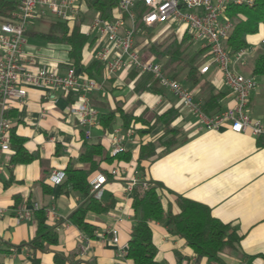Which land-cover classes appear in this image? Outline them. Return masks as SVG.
I'll return each instance as SVG.
<instances>
[{
	"label": "crops",
	"instance_id": "obj_1",
	"mask_svg": "<svg viewBox=\"0 0 264 264\" xmlns=\"http://www.w3.org/2000/svg\"><path fill=\"white\" fill-rule=\"evenodd\" d=\"M13 1L17 6L19 0ZM89 19L85 14L80 23L82 33ZM47 24L45 31L32 30L29 24L25 32L45 33L49 28ZM25 35V57L33 56L36 63L54 67L58 72L67 68L70 62L67 46ZM85 35L88 41L82 49L80 67L75 69L88 75L84 68L96 60L94 54L99 41L95 34ZM181 35L175 33L177 37ZM246 41V58L234 61L233 66L238 72L248 71L255 77L257 85L249 96L247 110L251 117L264 121V73H252L258 52L264 51V24L259 25L256 33L248 35ZM201 74L225 93L222 110L234 105L233 94L218 68L211 66ZM93 77L100 86L86 97L98 112V124L91 127L89 139L84 138L75 115L69 112V106L80 99L78 91L28 87L24 98L8 100L6 111L12 130L24 138V148L35 154V158L19 163L10 161V151L2 155L0 261L29 264L36 257L40 264H55L53 256L57 252L65 258L64 264H135L126 256L129 234L135 223L131 206L134 192H126L125 185L129 179L137 178L162 184L159 197L165 211L179 212L177 195H180L209 207L214 218L228 224L239 236L235 248L219 253L218 262H209L170 231L167 219L151 221L155 259L160 264H175L177 254L185 257L182 264H264V135L235 133L227 123L218 129L201 128L196 117L176 96L153 82L150 76L134 70L122 69L106 78ZM182 83L192 90L185 81ZM170 108L176 110L171 126L178 130L179 143L169 150L158 146L154 157L140 159L141 145L154 142L163 134L161 124H154V116ZM108 112L113 113V118L103 127L100 116ZM124 113L142 117L148 123L135 121L125 126ZM115 129L122 139L120 151L127 152L129 159L101 162V172L91 176L90 180L99 173L106 176L103 189L112 194L114 203L106 214L88 215L87 221L96 228L93 236H88L68 220L83 197L69 185H62L66 175L60 183L52 181L50 176L53 172H64L69 162L76 167L84 166L78 161L83 140L100 143L113 154L111 136ZM113 167H117V175L110 174ZM35 203L43 209L46 225L58 234V242L48 245L46 250L32 248L29 244L36 234L35 211L38 209L28 219H16L19 208L32 209ZM111 227L118 230L117 244L109 240L107 231ZM121 247L124 253L119 250Z\"/></svg>",
	"mask_w": 264,
	"mask_h": 264
},
{
	"label": "built area",
	"instance_id": "obj_2",
	"mask_svg": "<svg viewBox=\"0 0 264 264\" xmlns=\"http://www.w3.org/2000/svg\"><path fill=\"white\" fill-rule=\"evenodd\" d=\"M137 4L146 9L142 15L146 25H182L183 34L192 43H200L209 50V58L199 67V72L205 73L211 66L218 68L233 94V106L214 115L206 114L200 101L180 80L166 75L161 62L154 56L145 57L139 52L135 40ZM252 4L253 0H118L113 16L103 18L96 14L89 19L84 33L95 34L99 41L94 57L103 67L104 78L122 69L148 75L153 82L169 90L182 102L187 111L196 117L199 127L218 129L227 123L235 133L248 132L259 136L264 135V121L251 117L247 110L249 96L256 88L257 81L253 75L238 72L233 66L234 61L246 58L248 49L243 48L230 54L224 46L234 26V22L225 14L226 7ZM85 9L81 0H19L13 19L0 23V171L2 155L10 151L9 131L12 125L4 115L8 109L7 102L9 99L24 98L28 87L45 91H78L80 99L69 106V112L75 115L85 139L90 138L91 127L98 124V112L86 97L100 86L94 77L82 74L74 67L58 72L54 67L36 63L33 56L23 55L25 31L32 20L52 16L73 26L85 13ZM118 133V129H115L111 136L113 153L121 149L122 139ZM110 174L117 175V167H113ZM64 175L63 171L53 172L50 178L60 183ZM106 181L104 174H97L89 181V193L99 199ZM147 187V181L131 178L125 190L132 194L136 188ZM36 209H39L37 203L32 209L19 208L16 211L17 221L30 218ZM2 212L0 208V216ZM107 232L110 242L117 244V228L111 227ZM119 250L124 253L122 247Z\"/></svg>",
	"mask_w": 264,
	"mask_h": 264
},
{
	"label": "trees",
	"instance_id": "obj_3",
	"mask_svg": "<svg viewBox=\"0 0 264 264\" xmlns=\"http://www.w3.org/2000/svg\"><path fill=\"white\" fill-rule=\"evenodd\" d=\"M85 6V13L72 27L67 22L55 17H46L49 20L47 32L27 33L44 42L56 43L68 47L70 62L68 67H80L81 53L88 37L81 32L80 23L89 9L103 18H110L114 15L118 0H81ZM16 9L15 1L0 0V22L10 21ZM146 11L145 7L137 4L135 7V31L136 34L149 31L151 28L146 25L142 15ZM225 14L233 22L234 26L224 41L225 48L230 54L246 48L248 43L246 37L258 31L259 25L264 24V0H253V4L229 5L225 9ZM148 41L145 47L146 53L153 55L156 60L161 62L163 70L169 77L179 76L181 82L185 81L190 85L191 92L199 99L203 111L208 115H214L221 111V100L225 93L215 88L199 72V67L205 62L207 54L201 57V52L205 48L190 52L188 45L193 44L189 37L184 33L180 37L172 34L165 42ZM136 47L141 52V48L136 43ZM144 50V49H143ZM90 77L104 76L103 67L97 60H92L85 68ZM254 75L264 73V51H259L254 61L252 70ZM177 79V78H176ZM150 89H152L150 87ZM146 89V90H150ZM156 90V89H155ZM8 111V110H7ZM5 116L8 117V112ZM176 116V110L170 108L160 115L154 116V124H161L163 134L154 142H146L141 145L139 158H151L156 155V148L163 146L169 150L175 147L178 130L171 126ZM113 113H103L100 116V124L107 127L112 121ZM124 125L138 121L147 125L142 117L135 118L131 114H123ZM153 126V125H152ZM83 134V132H82ZM10 137V161L27 162L35 158V154L28 152L24 146V138L16 135L12 130L9 131ZM114 159L128 160L127 152H115L110 154L100 143L83 140L78 161L84 164L83 167H76L71 162L65 167V180L62 185H69L71 189L80 193L83 201L68 216V220L76 225L88 236H93L95 227L87 221L90 214H106L114 203L111 193L103 191L99 199L89 193V180L94 173L101 172V162H112ZM162 184L157 181H149L148 187L137 189L132 195V209L135 212V223L133 224L127 242L126 256L135 264H160L155 259L156 246L152 241V231L149 225L151 221L167 219L170 231L182 237L186 245L192 251L203 257L209 262H218V254L229 249L235 248L239 236L230 228L228 224L214 218L209 207L199 202L192 201L177 195L179 212L172 214L169 210L165 211L162 207L159 190ZM37 220V230L34 238L29 242L32 248L46 250L48 245L58 242V234L53 227L46 225L44 211L42 208L35 211ZM55 264H64L65 258L60 253L53 256ZM184 256L177 254L175 264H182ZM0 264H5L0 261ZM29 264H40L39 258H32Z\"/></svg>",
	"mask_w": 264,
	"mask_h": 264
},
{
	"label": "rangeland",
	"instance_id": "obj_4",
	"mask_svg": "<svg viewBox=\"0 0 264 264\" xmlns=\"http://www.w3.org/2000/svg\"><path fill=\"white\" fill-rule=\"evenodd\" d=\"M86 15L90 18L94 17L96 15V12L92 9H89L86 12ZM47 23H49V20L47 18H43V19H38V20H32L31 21V29L32 30H38V31H45L47 30ZM150 30L149 31H145L143 33L137 34L136 35V43L138 44V46L142 49L141 50V54L143 56H150L148 53H146L145 51V47H147V43L148 41L151 42H165L167 40V38H169L172 34L175 35H181L184 27L183 26H179V25H170V26H166V25H162V24H154V25H150ZM175 32V33H174ZM26 35H24L25 37ZM29 38V37H27ZM187 48L189 49L190 52L199 50L200 48H204L201 47L200 43H193L187 46ZM144 49V50H143ZM207 54L206 59H208V54H209V50L207 48H205L202 52H201V57H204V55ZM153 56V55H151ZM251 66V61L248 64V67ZM245 74H248V71H243ZM177 79H179V76L176 77Z\"/></svg>",
	"mask_w": 264,
	"mask_h": 264
}]
</instances>
